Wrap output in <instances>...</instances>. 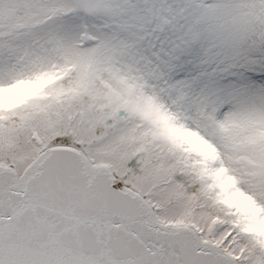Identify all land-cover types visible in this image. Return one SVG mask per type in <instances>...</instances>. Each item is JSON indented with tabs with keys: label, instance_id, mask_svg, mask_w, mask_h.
<instances>
[{
	"label": "snow or ice",
	"instance_id": "obj_1",
	"mask_svg": "<svg viewBox=\"0 0 264 264\" xmlns=\"http://www.w3.org/2000/svg\"><path fill=\"white\" fill-rule=\"evenodd\" d=\"M0 264H264V0H0Z\"/></svg>",
	"mask_w": 264,
	"mask_h": 264
}]
</instances>
